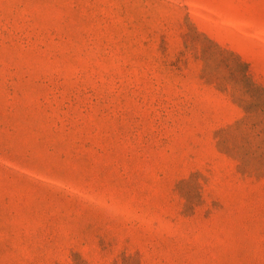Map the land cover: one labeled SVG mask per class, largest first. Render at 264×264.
<instances>
[{
    "label": "rangeland",
    "instance_id": "obj_1",
    "mask_svg": "<svg viewBox=\"0 0 264 264\" xmlns=\"http://www.w3.org/2000/svg\"><path fill=\"white\" fill-rule=\"evenodd\" d=\"M0 264H264V0H0Z\"/></svg>",
    "mask_w": 264,
    "mask_h": 264
}]
</instances>
